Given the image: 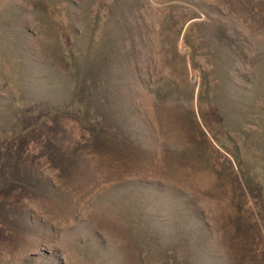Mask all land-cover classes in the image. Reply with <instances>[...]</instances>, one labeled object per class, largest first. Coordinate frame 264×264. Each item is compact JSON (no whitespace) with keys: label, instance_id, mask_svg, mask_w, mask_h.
Wrapping results in <instances>:
<instances>
[{"label":"rangeland","instance_id":"rangeland-1","mask_svg":"<svg viewBox=\"0 0 264 264\" xmlns=\"http://www.w3.org/2000/svg\"><path fill=\"white\" fill-rule=\"evenodd\" d=\"M0 264H264V0H0Z\"/></svg>","mask_w":264,"mask_h":264},{"label":"trees","instance_id":"trees-1","mask_svg":"<svg viewBox=\"0 0 264 264\" xmlns=\"http://www.w3.org/2000/svg\"><path fill=\"white\" fill-rule=\"evenodd\" d=\"M219 145H220L221 147H225V145H224L223 143H221V142H219ZM233 155H234V156H237L236 153H234Z\"/></svg>","mask_w":264,"mask_h":264}]
</instances>
